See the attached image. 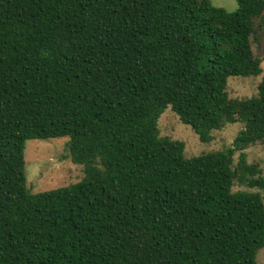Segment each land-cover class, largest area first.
<instances>
[{
	"label": "trees",
	"instance_id": "1",
	"mask_svg": "<svg viewBox=\"0 0 264 264\" xmlns=\"http://www.w3.org/2000/svg\"><path fill=\"white\" fill-rule=\"evenodd\" d=\"M237 3L0 0V264H257L264 175L244 150L264 142V77L227 86L263 71L264 0ZM169 107L206 143L244 128L187 158L160 135ZM63 136L85 177L30 192L27 141Z\"/></svg>",
	"mask_w": 264,
	"mask_h": 264
},
{
	"label": "rangeland",
	"instance_id": "2",
	"mask_svg": "<svg viewBox=\"0 0 264 264\" xmlns=\"http://www.w3.org/2000/svg\"><path fill=\"white\" fill-rule=\"evenodd\" d=\"M214 5L224 7L228 11L238 8L237 0H211ZM264 36L260 42L253 43V50L262 60L263 71L259 76H231L228 79L227 90L231 98H249L258 94V87L264 77ZM244 123H229L225 127L213 132L210 142H203L199 134L188 124L181 121L179 115L167 108L159 119L160 135L172 140H180L185 143L184 154L187 158L205 154L208 152L224 150L234 144ZM69 136L30 139L25 149V172L27 187L32 193H38L59 187L77 183L85 177V166L73 162L69 149ZM248 164H257L264 175V142H258L244 150ZM241 151L234 156V166L240 160ZM234 191L251 190L259 191V188H251L236 181ZM264 198V191H261ZM257 264H264V248L257 254Z\"/></svg>",
	"mask_w": 264,
	"mask_h": 264
}]
</instances>
